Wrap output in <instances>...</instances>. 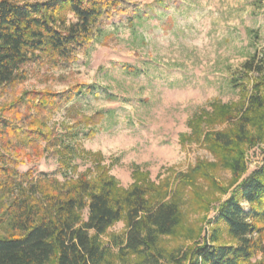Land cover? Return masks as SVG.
<instances>
[{
    "label": "trees",
    "instance_id": "1",
    "mask_svg": "<svg viewBox=\"0 0 264 264\" xmlns=\"http://www.w3.org/2000/svg\"><path fill=\"white\" fill-rule=\"evenodd\" d=\"M143 8L142 0H0V99L11 96L0 104V264H264V157L239 181L245 151L264 144V49L240 52L241 77L229 79L237 100L212 102L211 112L190 119V135L180 138L182 146L203 145L216 164L199 162L172 182L155 184L134 171V183L121 188L99 154L81 148L94 136L101 113L86 116L70 107L69 123H51L83 94L82 87L17 93L33 65L51 72L80 62L107 26L132 27ZM219 124L228 126L205 128ZM44 157L56 163L62 181L33 168L19 171ZM77 159L90 167L77 173ZM215 166L232 172L235 187L201 240L200 232H182V207L188 202L208 209L210 201L192 188L198 178L211 191L229 190L208 172ZM119 222L122 232L107 235ZM182 234L198 241L184 250L161 246L163 237Z\"/></svg>",
    "mask_w": 264,
    "mask_h": 264
},
{
    "label": "rangeland",
    "instance_id": "2",
    "mask_svg": "<svg viewBox=\"0 0 264 264\" xmlns=\"http://www.w3.org/2000/svg\"><path fill=\"white\" fill-rule=\"evenodd\" d=\"M142 1L145 8L133 20L132 27L107 26L88 53L78 56L80 62L67 68L47 72L46 66L33 65L29 78L17 89V93H60L82 87L83 94L75 97L66 109L56 112L51 123H69L66 110L70 107L86 116L101 113L94 136L82 140L81 148L99 154L101 165L124 189L134 183V171L148 174V179L158 184L163 180L172 182L199 162L216 164L203 145L187 141L182 146L180 138L190 135V119L203 111L211 112L212 102L237 100L229 79L241 77L240 52L260 54L264 49V0ZM10 99L11 96H4L0 104ZM227 126L205 128L220 131ZM263 157L264 144L247 149L246 170L239 181L258 168ZM87 159L75 160L77 173L90 167ZM30 168L62 181L55 173L56 163L50 159L44 157L22 165L19 171ZM208 172L220 187L229 190L214 192L206 181L195 180L192 188L210 205L207 210H199L187 202L182 207V232H200L201 240L210 234L219 203L235 187L231 171L215 166ZM243 206L247 208L245 203ZM123 229L124 224L119 222L107 235ZM101 240L106 242L107 236ZM197 241L185 239L182 234L163 237L160 244L172 251L184 250Z\"/></svg>",
    "mask_w": 264,
    "mask_h": 264
}]
</instances>
